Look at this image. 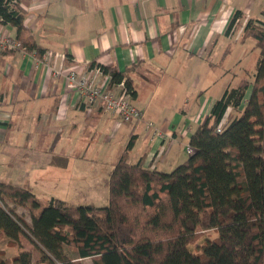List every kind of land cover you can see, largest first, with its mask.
Instances as JSON below:
<instances>
[{
    "label": "crops",
    "instance_id": "1",
    "mask_svg": "<svg viewBox=\"0 0 264 264\" xmlns=\"http://www.w3.org/2000/svg\"><path fill=\"white\" fill-rule=\"evenodd\" d=\"M20 8L26 12L24 25L36 46L44 52L67 54L71 65L66 66L89 76L91 62L119 72L129 70L136 92L132 102L142 111L143 119L123 123L101 105L86 114L69 94L66 116L57 120L62 80L49 75L42 56L36 57L35 52L0 51V183L28 185L36 195L31 181L20 177L12 163L15 156L26 154L21 147L24 144L34 151L49 149L52 154L57 148L54 158L70 155L83 160L99 139L107 145L117 140L110 156L103 159L106 168L97 174L95 171L91 178L71 182L72 187L77 184L93 193L82 204H94L107 199L94 194L105 192L104 181L131 138L130 160L136 162L143 156L144 167L170 171L185 160L191 134L230 83L221 86L219 80L232 78L231 70L222 64L230 41L236 30L235 41L241 39L247 19L262 18L264 0H28ZM238 12L243 18L227 35ZM4 32L16 36L15 28L0 24V34ZM49 65H54V60ZM92 77L96 75L92 73ZM100 81L108 84L109 79L102 77ZM32 120L33 130L28 132ZM149 122L161 130V137L146 128ZM166 134L172 137L169 144ZM48 160H43L44 169L50 167ZM59 168L64 167L54 165L51 178L63 186L69 180L62 178ZM41 172L42 167L26 175L37 178ZM47 177L32 184L44 187L51 180ZM49 190L53 191L51 185Z\"/></svg>",
    "mask_w": 264,
    "mask_h": 264
},
{
    "label": "trees",
    "instance_id": "2",
    "mask_svg": "<svg viewBox=\"0 0 264 264\" xmlns=\"http://www.w3.org/2000/svg\"><path fill=\"white\" fill-rule=\"evenodd\" d=\"M26 1L0 0V24L41 57L24 25ZM261 16L247 19L241 36L259 50L253 79L227 85L191 134L192 153L170 171L144 167L143 156L132 162L131 138L104 181L105 205L43 203L28 185L0 183V238L17 249L10 259L0 252V264H264V10ZM242 18L234 14L227 35ZM64 63L71 65L67 54ZM96 65L109 86L123 80L135 98L129 70Z\"/></svg>",
    "mask_w": 264,
    "mask_h": 264
},
{
    "label": "rangeland",
    "instance_id": "3",
    "mask_svg": "<svg viewBox=\"0 0 264 264\" xmlns=\"http://www.w3.org/2000/svg\"><path fill=\"white\" fill-rule=\"evenodd\" d=\"M237 30L232 37L231 41L232 45L229 49V52H227L226 55L222 58V64L224 69H230L231 72L233 73L232 78H222V80H219L218 84L221 86L226 85L228 82L232 83L231 85H238L243 79L247 80H252L253 79V74L255 72V65L256 61L259 57V50L255 48V44L251 39H246L244 41H235V35L237 34ZM225 47H223L222 52L224 53ZM249 95V93L246 94V97ZM82 115H80L81 117ZM24 122H27L26 119ZM34 121H30L29 126L26 128V130L31 131L32 125ZM25 130V131H26ZM156 131L161 132V130L155 129ZM153 131V133L155 132ZM20 132H24V129L21 128L19 130ZM80 129V133H81ZM162 133V132H161ZM167 136H170V134H166ZM65 139L62 140V143ZM75 142L76 140L73 139ZM118 144L117 140H113L111 144H105L102 142V139H99V141H96L93 143L92 149L88 151L89 154L85 156V159H74L73 157H66V166L64 168H59L57 169V172H59L64 180H69V183H64V185L60 186V181H54L52 180L51 176L53 175L52 171H54V164L52 163V160L57 153V148L54 149L53 154L48 150L46 151H38V150H30V146H24L22 145L21 147H24V151H26V154H23V156H15L13 159V167L14 171L20 175V177H26L25 181H28V179L31 181V184L33 188L35 189L36 192V197L40 199L43 203H46L49 201L50 198H57L63 201H66L72 205H80L83 202L82 201H87L86 199L88 197L92 198L93 193L83 191L84 189L80 188L77 184H75L74 187H72L73 179H84L83 177H90L93 175V173L96 171L101 172L102 169L105 167L106 164L103 161L106 156H110V152L113 149L115 145ZM61 146V145H60ZM36 147H39L36 146ZM18 147H15L17 149ZM23 151V150H22ZM72 151V150H71ZM93 152V154H92ZM70 153V152H69ZM185 154V153H184ZM188 155L185 154V159H187ZM48 160V165L50 164V167H47V169H44V166L42 165L43 160ZM91 159L92 162L90 161ZM95 161V162H94ZM97 161V162H96ZM89 164V165H88ZM42 167V172L39 177L36 178L31 176L28 177L29 172H31L34 169H41ZM51 168V169H48ZM45 170V171H44ZM48 175V177H47ZM42 177H47L51 178L49 179L48 184H45L44 187L41 185H33V181H38V179ZM52 186L53 191L49 190V186ZM33 189V190H34ZM107 196V189L105 192L102 194L101 191H97L94 196L97 197H104ZM107 199H101L100 202H93L95 205H105L107 203ZM16 213L20 216H22L28 223L30 222L29 214L24 211L21 208H16L15 209ZM22 243L24 244L25 248L27 249H33V247L29 244V242L26 239H22ZM34 252V258L37 257V252L33 249ZM0 252L2 253L4 258L10 259L12 256H14L17 253V249L14 246H10L8 244V241L6 238H0ZM83 264H91L90 260L83 261Z\"/></svg>",
    "mask_w": 264,
    "mask_h": 264
},
{
    "label": "built area",
    "instance_id": "4",
    "mask_svg": "<svg viewBox=\"0 0 264 264\" xmlns=\"http://www.w3.org/2000/svg\"><path fill=\"white\" fill-rule=\"evenodd\" d=\"M22 51L26 52V49L21 44L16 36L4 32L0 34V51ZM54 60V65L50 66V62ZM65 55L62 53H53L52 51H45L41 58V63L45 65L49 75L55 79H61L63 83V94L60 97L59 104L55 111V118L57 120H63L68 111V105L66 102L67 95L71 94L76 97L77 107L89 114L91 110L99 105L103 110L108 113L112 118L123 123H137L143 119L142 111L132 102L131 96L127 91L124 81L122 80L118 84L109 86L110 75L103 74L98 65L94 64L90 68L91 75L85 74V72L78 71L73 66H66ZM92 73L96 77H92ZM107 77L109 79L108 84L102 83L100 79ZM146 128L149 130H155L154 124L149 122L146 124ZM219 131V129L217 130ZM163 133L156 131L154 135L161 137ZM168 144L172 142V137L166 136ZM187 154L192 153V149L189 145L185 146ZM161 154V152H159Z\"/></svg>",
    "mask_w": 264,
    "mask_h": 264
}]
</instances>
